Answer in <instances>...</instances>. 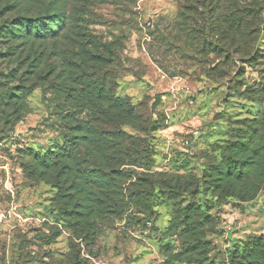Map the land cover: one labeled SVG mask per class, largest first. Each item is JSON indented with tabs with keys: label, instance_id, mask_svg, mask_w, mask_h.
<instances>
[{
	"label": "rangeland",
	"instance_id": "obj_1",
	"mask_svg": "<svg viewBox=\"0 0 264 264\" xmlns=\"http://www.w3.org/2000/svg\"><path fill=\"white\" fill-rule=\"evenodd\" d=\"M6 3L0 20L73 15L103 58L59 80L87 75L131 109L98 117L52 81L34 87L27 53L0 36V264H247L264 239V0ZM75 132L121 137L102 161L116 186L79 189L77 168L57 186L33 156Z\"/></svg>",
	"mask_w": 264,
	"mask_h": 264
},
{
	"label": "trees",
	"instance_id": "obj_2",
	"mask_svg": "<svg viewBox=\"0 0 264 264\" xmlns=\"http://www.w3.org/2000/svg\"><path fill=\"white\" fill-rule=\"evenodd\" d=\"M7 7V3L2 5L0 9L2 13ZM64 10L38 6L23 12L20 8L17 15L15 14L13 17L3 15L0 20V36L6 40H14L16 42L14 45L27 53L30 61L29 77L34 87L44 85V82L49 80L52 81L50 88L58 97L64 95L63 91L69 102L88 108L92 115L107 116L113 109H119V113L116 115H129L128 111L131 107L126 103V99L115 94L112 96L108 92L105 93L104 83H98L97 80L91 81L87 75L82 73L70 84L69 81H64L66 79L59 80L69 68L75 67L76 69L78 67V60L103 58L97 50L84 44V31L73 30V27H70L67 18L72 19L73 15L69 12L68 15ZM66 40L71 41V44ZM74 74L76 73L69 75L73 76ZM107 94L109 97L105 99ZM101 99H105V101L103 102ZM88 122L90 124V121ZM88 127V125L82 126V128ZM70 138L64 146L48 152L43 157L33 155L39 159V164L43 168H52L56 171L54 176L56 185L64 186L61 181L63 180L61 177L63 171L71 173L72 168H77L84 180L82 184L75 185L79 189L80 186H85L86 181H90L95 186H116L115 177L102 174V161L109 157L105 153L108 147L120 151L118 149L121 137L115 135L112 140L108 141L102 136L93 138L92 132L89 136L87 133L78 136L75 132ZM84 142L95 148V152L88 151L89 148L85 146L86 152L81 159L84 161L82 162L77 158L80 151L75 149ZM138 157L141 161L145 159L143 154ZM86 161L87 163H85ZM255 249V253L252 254V258L247 264H264V239Z\"/></svg>",
	"mask_w": 264,
	"mask_h": 264
},
{
	"label": "water",
	"instance_id": "obj_3",
	"mask_svg": "<svg viewBox=\"0 0 264 264\" xmlns=\"http://www.w3.org/2000/svg\"><path fill=\"white\" fill-rule=\"evenodd\" d=\"M158 100H159V98H157V99H156L155 103H157V102H158Z\"/></svg>",
	"mask_w": 264,
	"mask_h": 264
}]
</instances>
